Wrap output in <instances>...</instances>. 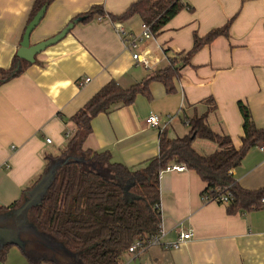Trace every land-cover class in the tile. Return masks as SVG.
<instances>
[{"label":"crops","instance_id":"crops-1","mask_svg":"<svg viewBox=\"0 0 264 264\" xmlns=\"http://www.w3.org/2000/svg\"><path fill=\"white\" fill-rule=\"evenodd\" d=\"M134 1L54 0L47 7L31 34L32 45L55 36L94 6H102L106 16L78 21L62 39L37 54L20 75L0 85V208L31 190L53 157L73 154L87 160V150L108 151L112 162L133 170L142 168L159 154L162 131L145 123L150 113L162 117L171 138L189 132L184 117L207 113L211 128L229 135L235 147H240L242 102L256 126L264 129V0H186L192 9L184 8L158 36L145 41L150 67L133 59V51L108 17L123 13ZM34 2L0 0V69L12 65ZM229 21L227 36H218L187 64L178 65L180 77L174 79V92L152 81L150 97L139 94L131 104L97 114L81 149L73 145L67 151L76 131L73 115L106 83L115 79L129 87L160 73L172 59L180 61L186 55L195 34L203 37ZM122 23L126 29L141 32L139 16ZM86 77L90 80L81 84ZM67 131L73 133L71 138L65 137ZM194 146L203 154L217 149L207 139H197ZM233 175L246 189L264 188V152L258 144L233 169ZM205 187L194 170L163 171L160 242L138 254H125L122 264H264V208L230 214L225 204L203 200ZM9 215L18 214L0 211V219ZM22 225L32 229L21 233L16 228L21 244L12 243L6 253H0V264H72L60 246L40 237L30 225ZM186 232H192V238L181 239ZM24 234L43 240V247L28 246ZM5 241L0 238V248Z\"/></svg>","mask_w":264,"mask_h":264},{"label":"trees","instance_id":"trees-1","mask_svg":"<svg viewBox=\"0 0 264 264\" xmlns=\"http://www.w3.org/2000/svg\"><path fill=\"white\" fill-rule=\"evenodd\" d=\"M53 1L35 0L27 25L41 8L48 7ZM184 8L192 9L186 0H136L123 13L108 17L111 21L124 22L139 16L142 22L150 25L156 37ZM83 15L75 19L87 21L97 15L106 16V13L102 6L97 5ZM229 26L230 21L203 37L195 34L192 48L180 61L172 59L163 71L152 73L141 82L129 87H123L115 79L106 83L73 115L76 131L67 151L73 145L81 149L92 132L91 122L97 114L131 104L139 94L150 97L149 84L152 81H160L167 92H174V79L180 77L181 66L178 65L187 64L194 53L218 36H227ZM29 64L16 54L9 68L0 69V85L20 75ZM239 108L243 115L240 147H235L229 135L214 131L206 121L207 113H204L184 117V122L190 127L184 136L171 138L163 129L159 154L136 170L112 162L108 151L87 150L85 163L74 158L55 172L41 203L29 208L28 220L53 242L77 257L80 264H122L123 256L130 253V247L136 241L148 246L149 240L160 232V176L173 165L185 164L187 169L199 174L206 183L202 196L208 194L211 199L228 196V203H219L225 204L230 214L264 208V188L246 189L233 175V169L241 164L246 153L264 140V129L256 126L249 107L239 102ZM197 139L213 141L217 149L211 154H203L194 146ZM88 163L91 168H87ZM99 168L103 171L97 170ZM25 199L26 194L23 193L21 198L8 207H1L0 211L17 209ZM9 245L1 247L0 253H6Z\"/></svg>","mask_w":264,"mask_h":264},{"label":"water","instance_id":"water-1","mask_svg":"<svg viewBox=\"0 0 264 264\" xmlns=\"http://www.w3.org/2000/svg\"><path fill=\"white\" fill-rule=\"evenodd\" d=\"M47 10V7L44 6L41 8L38 13L34 16V18L31 20V22L27 25L25 29V33L23 35V40L21 41V46L17 51V55L30 63L34 62L36 59V55L45 50L48 46L51 44H54L58 42L60 39H62L74 26L75 23L78 22L81 18L74 19L73 21L69 22L66 27H64L58 34L55 36L41 41L37 44H31L30 37L35 29V27L40 23L43 16L45 15V12ZM75 146V145H74ZM76 148V147H75ZM79 159L81 162L85 163L86 159L85 156L82 157H75L73 154H67L64 157H58L56 159L51 160L50 165L48 166L47 170L43 174L42 178L34 185V187L31 190H28L26 192V199L24 203L17 209L12 210L13 212L17 213L19 215V219L23 224H28L34 229H36L38 232H40L36 226L28 220L27 213L31 206L41 203L42 197L47 191V188L51 182V180L54 177L55 172L68 160L71 159ZM17 215V216H18ZM42 233V232H40ZM43 234V233H42ZM46 235V234H44ZM47 236V235H46ZM49 237V236H48ZM0 238H4L6 241L2 245V247L9 243V244H21L20 238H19V230L18 229H12L7 226H1L0 225ZM50 238V237H49ZM51 240V239H50ZM54 244L57 242H53ZM60 246V245H58ZM61 247V246H60ZM62 248V247H61Z\"/></svg>","mask_w":264,"mask_h":264},{"label":"built area","instance_id":"built-area-1","mask_svg":"<svg viewBox=\"0 0 264 264\" xmlns=\"http://www.w3.org/2000/svg\"><path fill=\"white\" fill-rule=\"evenodd\" d=\"M99 18L101 19V16H99ZM113 22L115 23V28H116L117 32L125 41L127 48H129L133 51V59L145 67H150L151 66V60L148 56V49H147V47L144 46L145 41H148V40L154 38V35H153L151 28H150V25L143 22L142 26H141V32L137 34L131 29H126L122 22H120V21H113ZM89 80H90V78L86 77L81 82V84H83L84 82H88ZM145 123L151 127H157L161 131L164 129V125L162 123V117L157 113H150L145 118ZM72 135H73V133L71 131H67L65 133L66 138H71ZM47 142L51 143L52 142L51 138H47ZM258 148L264 152V140L258 143ZM169 168L176 169L178 171H183V170L187 169L185 164H177V165H173ZM203 200L205 202H209V201H215L218 203L220 201H222L223 203L229 202V198L226 195H223L217 199H211V197L208 194H205V195H203ZM263 202H264V200H263ZM161 235H162V230H160V232L157 235L153 236L149 240L148 245L159 243ZM192 236H193L192 232H186V233H183L181 235V239H190V238H192ZM178 244H180V243L178 242V243L174 244V246L177 247ZM146 247L147 246H144L141 243V241H136L130 247V253L131 254H138L140 251H142Z\"/></svg>","mask_w":264,"mask_h":264},{"label":"rangeland","instance_id":"rangeland-1","mask_svg":"<svg viewBox=\"0 0 264 264\" xmlns=\"http://www.w3.org/2000/svg\"><path fill=\"white\" fill-rule=\"evenodd\" d=\"M90 166H91V164L88 163L87 168H89ZM90 168H91V167H90ZM100 169H101V168H99V169H97V170H99V171H103V170H100ZM104 172H105V170H104ZM1 222H2L4 225H6V226H8L9 228H12V229H16L17 227H19L20 230H21V233H24V232H23L24 230H30V229H32V228H30L29 226L24 227V226L22 225L23 223L21 222V220H19V219L17 218L16 215H9V216H6L5 218L0 219V223H1ZM34 230H35V229H34ZM35 231H36L35 233H37L40 237H43V238H45V239H50L48 236H46V235H44V234L38 232L37 230H35ZM22 236L26 239V244H27L28 246L33 247L34 249H37V248H40V247L42 248L43 245H44V241H43V240L35 239V237H33L32 235H30V238L27 236V234H24V235H22ZM55 245L58 246L59 244H58V243H55ZM62 249H63V248H62ZM63 251H64L66 257H71V259H72V264L77 263V259H75V261H74V256H72L71 254H69L65 249H63ZM65 260H66V259H65ZM66 264H71V263H67V261H66ZM78 264H80V260H78Z\"/></svg>","mask_w":264,"mask_h":264}]
</instances>
